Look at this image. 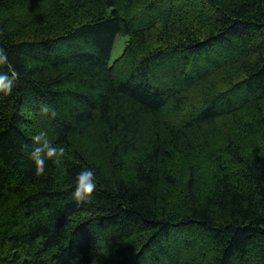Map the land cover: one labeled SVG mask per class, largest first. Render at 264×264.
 <instances>
[{
	"label": "trees",
	"instance_id": "trees-1",
	"mask_svg": "<svg viewBox=\"0 0 264 264\" xmlns=\"http://www.w3.org/2000/svg\"><path fill=\"white\" fill-rule=\"evenodd\" d=\"M0 80V264H264V0H0Z\"/></svg>",
	"mask_w": 264,
	"mask_h": 264
},
{
	"label": "clouds",
	"instance_id": "clouds-1",
	"mask_svg": "<svg viewBox=\"0 0 264 264\" xmlns=\"http://www.w3.org/2000/svg\"><path fill=\"white\" fill-rule=\"evenodd\" d=\"M2 82V80H0ZM10 92V88L8 89ZM51 111L50 106L42 105L40 112L42 115H47ZM52 115L55 113L52 111ZM33 143L36 145L29 154V159L36 166V174H45V168L48 161L55 164H60L67 154L64 148L54 146L48 139L46 132L41 131L32 137ZM27 147V146H25ZM97 188L95 172L92 169H84L77 173L75 178L73 199L77 203L89 202Z\"/></svg>",
	"mask_w": 264,
	"mask_h": 264
},
{
	"label": "rangeland",
	"instance_id": "rangeland-1",
	"mask_svg": "<svg viewBox=\"0 0 264 264\" xmlns=\"http://www.w3.org/2000/svg\"><path fill=\"white\" fill-rule=\"evenodd\" d=\"M125 41L126 39L121 38L119 36L115 38V41L113 43L112 52H111V58H110L111 61L121 54Z\"/></svg>",
	"mask_w": 264,
	"mask_h": 264
}]
</instances>
